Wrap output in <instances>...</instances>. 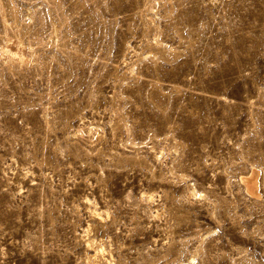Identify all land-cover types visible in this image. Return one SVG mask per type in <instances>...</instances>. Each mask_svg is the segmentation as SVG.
Returning a JSON list of instances; mask_svg holds the SVG:
<instances>
[{
  "label": "rangeland",
  "instance_id": "rangeland-1",
  "mask_svg": "<svg viewBox=\"0 0 264 264\" xmlns=\"http://www.w3.org/2000/svg\"><path fill=\"white\" fill-rule=\"evenodd\" d=\"M87 238L264 264V0H0V264H91Z\"/></svg>",
  "mask_w": 264,
  "mask_h": 264
},
{
  "label": "bare ground",
  "instance_id": "bare-ground-1",
  "mask_svg": "<svg viewBox=\"0 0 264 264\" xmlns=\"http://www.w3.org/2000/svg\"><path fill=\"white\" fill-rule=\"evenodd\" d=\"M4 48H3V51H5L7 53H11V54H13V55H15L17 57L19 56L20 58H23V55L22 54H19V51H18V49L20 48V43L19 42L12 49H10V48L4 49ZM2 55H4V54H2ZM257 172L258 171H256L252 167L246 175H243L240 178L241 179V182L243 183V186H244L245 191L248 193V195H251L254 198H256L258 196V185H257V182H258L257 181V174L258 173ZM195 192H193V193H195ZM146 194H147V192H146ZM150 196H151V194H148L147 195V199L150 198ZM91 212L94 215H99L100 216V213L97 212V209L96 210L93 209ZM89 230H90V224L88 223L85 226V228L83 229V232L82 233L88 232ZM86 236H88V235H86ZM86 245H87V247H90L89 249H91V250L90 251H86L84 253L85 254L84 255V258L86 260L90 261L91 264H102V258L104 257V254H103L104 247H103V245L99 244L95 238H92V239L87 238L86 239Z\"/></svg>",
  "mask_w": 264,
  "mask_h": 264
}]
</instances>
